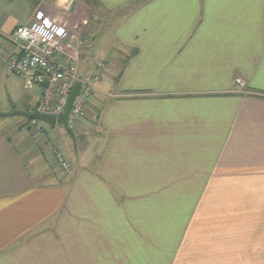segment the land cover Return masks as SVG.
<instances>
[{
    "label": "crops",
    "instance_id": "0c3cea01",
    "mask_svg": "<svg viewBox=\"0 0 264 264\" xmlns=\"http://www.w3.org/2000/svg\"><path fill=\"white\" fill-rule=\"evenodd\" d=\"M89 4L131 11L77 131L41 125L68 172L0 63V264H264V0H0V43Z\"/></svg>",
    "mask_w": 264,
    "mask_h": 264
},
{
    "label": "built area",
    "instance_id": "2783aa9c",
    "mask_svg": "<svg viewBox=\"0 0 264 264\" xmlns=\"http://www.w3.org/2000/svg\"><path fill=\"white\" fill-rule=\"evenodd\" d=\"M5 39L10 48L0 43V63L9 74L22 80L26 90L34 86L40 88L39 103L29 113L58 117L64 112L74 85L80 84L79 93L67 118L68 129L75 132L86 115L88 101L96 91L99 81L98 72L81 77L77 71L76 53L72 56L68 54V50L76 49L80 41L71 35L65 23L56 19L18 26ZM67 57L70 60H67ZM101 68V63L95 65V70ZM235 83L239 87L243 85L240 78H237ZM29 123L35 139L45 144L53 153L59 168L68 172L69 165L62 155L54 150L41 124L36 120H30Z\"/></svg>",
    "mask_w": 264,
    "mask_h": 264
},
{
    "label": "rangeland",
    "instance_id": "374dc122",
    "mask_svg": "<svg viewBox=\"0 0 264 264\" xmlns=\"http://www.w3.org/2000/svg\"><path fill=\"white\" fill-rule=\"evenodd\" d=\"M91 9L93 10V13L89 20L85 24H76V29L74 33L76 34L75 39H78L80 41V44L77 48V50H74V53H76L75 57L77 60H79L80 63H78V73H80L81 70H90V74L88 76H91L93 73V69L95 70V65L97 63H100L98 60H107L111 58H118L119 57V48L116 45L117 39H116V32L118 31L119 27L123 24L124 20L127 19V15L130 13V9L125 8H119L116 10V12H104L100 8L95 7L94 5L89 4ZM120 10V11H119ZM126 26V25H125ZM83 28V29H82ZM82 29V30H81ZM80 33V35H79ZM83 36L85 39L81 40L80 36ZM87 39V40H86ZM82 48H79L81 47ZM71 51V49H70ZM79 56V58H78ZM81 59H83V62L81 63ZM78 62V61H77ZM105 65V64H104ZM104 66L102 65V68ZM101 68V69H102ZM100 70V69H99ZM99 70H95L94 72H98L99 74V81L101 79V75ZM87 76V77H88ZM237 78H235L236 80ZM233 83L234 89L236 91H242L245 88V84L243 82V85L239 87L236 83ZM98 81V82H99ZM10 113V112H8ZM15 120H20L21 117L15 116L11 117ZM10 118V120H11ZM23 122H26L27 120L23 119ZM49 133L52 134L54 131H58L61 136L67 137L68 135L65 133L63 127L61 125H57L54 129H50L46 124L39 122ZM25 127V126H24ZM22 127V128H24ZM77 129L75 130V132ZM23 132H26L24 130ZM5 134L7 136L14 138L11 130H5ZM77 139V138H76ZM92 139V138H91ZM14 141V140H13ZM91 141V140H90ZM76 145L73 143L70 144L72 146L71 148H76L75 151L79 149V139L76 140ZM91 145V144H90ZM64 154L71 156V159L73 160V149L71 153H67L65 149L63 150ZM80 153L81 160L87 158L86 154L83 155V151H78V154ZM87 153V152H86ZM37 177H35L36 179Z\"/></svg>",
    "mask_w": 264,
    "mask_h": 264
},
{
    "label": "water",
    "instance_id": "95a60500",
    "mask_svg": "<svg viewBox=\"0 0 264 264\" xmlns=\"http://www.w3.org/2000/svg\"><path fill=\"white\" fill-rule=\"evenodd\" d=\"M80 89V84L76 83L71 91V94L67 100L66 108L62 114H60L58 117L47 115V114H38V113H29V112H24L20 110H13L10 113L1 115L3 117H21L26 120H36L41 123H44L48 125L50 128H54L56 124H60L64 127L66 132L69 135H72V132L68 129L67 127V118L71 110L72 103L75 99V97L78 95Z\"/></svg>",
    "mask_w": 264,
    "mask_h": 264
},
{
    "label": "trees",
    "instance_id": "16d2710c",
    "mask_svg": "<svg viewBox=\"0 0 264 264\" xmlns=\"http://www.w3.org/2000/svg\"><path fill=\"white\" fill-rule=\"evenodd\" d=\"M28 122H29V120H28Z\"/></svg>",
    "mask_w": 264,
    "mask_h": 264
}]
</instances>
